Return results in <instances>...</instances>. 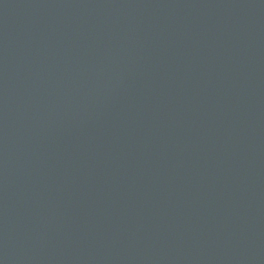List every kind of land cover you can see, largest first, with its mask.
Listing matches in <instances>:
<instances>
[{
    "label": "water",
    "instance_id": "obj_1",
    "mask_svg": "<svg viewBox=\"0 0 264 264\" xmlns=\"http://www.w3.org/2000/svg\"><path fill=\"white\" fill-rule=\"evenodd\" d=\"M0 264H264V0H0Z\"/></svg>",
    "mask_w": 264,
    "mask_h": 264
}]
</instances>
